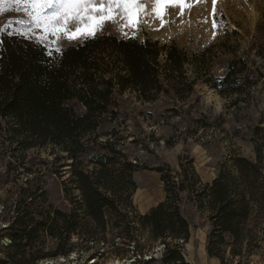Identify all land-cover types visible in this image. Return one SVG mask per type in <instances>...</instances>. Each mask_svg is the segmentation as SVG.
<instances>
[{
	"label": "trees",
	"instance_id": "trees-1",
	"mask_svg": "<svg viewBox=\"0 0 264 264\" xmlns=\"http://www.w3.org/2000/svg\"><path fill=\"white\" fill-rule=\"evenodd\" d=\"M210 57L215 58L212 47L194 57L190 78L187 54L174 42L102 34L50 60L27 40L0 35V191L8 197L0 201V243L7 241L0 246V264L68 257L77 247L102 257L100 245L112 250L104 254L132 258L130 264H155L143 257L156 243L163 249L159 264H189L182 252L190 237L183 193L207 218L209 258L249 264L264 251V161L256 143L264 132L262 119L248 128L255 160L233 156L230 167L221 166L204 185L191 159L180 162L176 174L157 167L164 200L145 214L132 206L133 175L146 169L128 157L121 130L127 121L143 119L134 101H184L195 84L204 83L229 99L228 109L248 110L250 91L264 84V26H257L255 43L241 55L232 53L221 74H211ZM64 161H70L69 178L62 182L67 211L50 203L43 184L46 175L63 177Z\"/></svg>",
	"mask_w": 264,
	"mask_h": 264
},
{
	"label": "rangeland",
	"instance_id": "rangeland-1",
	"mask_svg": "<svg viewBox=\"0 0 264 264\" xmlns=\"http://www.w3.org/2000/svg\"><path fill=\"white\" fill-rule=\"evenodd\" d=\"M188 3L191 7H185L183 14L179 7H166L163 26L160 19L152 14L149 3L147 14L142 17L138 30L124 29L127 35H122L119 24L110 22L96 36L112 34L118 39L134 37L141 41L149 38L161 44L174 42L187 54L189 65L186 71L187 76L191 78L194 57H198L205 49L213 48L215 58L210 57L207 64L211 74L219 75L222 72L221 67L232 53L241 55L255 43L257 26H264V0H216L215 5L212 0H188ZM24 18L23 13L6 12L0 15V27L10 20ZM213 20L217 24L216 29L212 27ZM17 27L15 24L11 26L14 34ZM83 40L70 42L63 39L60 47L64 49ZM256 49L258 48L253 47L252 53ZM250 97L252 100L248 110L228 109L229 99L219 96L206 84L197 83L193 93L184 101L162 98L151 105H140L132 99L138 111L145 114L143 119L127 121L121 130L130 160L146 167L133 175L136 191L131 201L138 214H145L165 198L160 174L154 171L157 167L168 166L172 173L176 174L179 172L180 162L186 165V161L191 159L195 173L204 185L212 182L221 166L228 169L230 158L233 156L255 160L256 154L248 128L256 125L261 119L264 121V84L250 91ZM172 108L177 114L168 111ZM146 113H150V116ZM260 127H264V123ZM235 132H238L237 136ZM261 135L262 137L256 139V143L262 146L264 161V132ZM105 139L101 137L100 141ZM134 140L137 141L136 145L128 146ZM69 169L70 161H64L61 179L52 175H46L43 179L50 203L63 211L70 208L64 200L62 186V182L69 178ZM0 173H5L3 167ZM181 197V212L190 228L189 240L182 245L185 261L189 264H219L206 253V237L209 230L206 216L186 201V193L181 194ZM7 198L0 191V201H6ZM73 242H76V238H73ZM4 244H7L6 240L0 243V246ZM51 247L48 242L45 243L46 250ZM110 250L108 245H100L98 256H103L93 258L90 255L95 249L85 253L77 247L68 257L45 259L36 264H130L133 261L129 257L121 259L110 253L104 254ZM162 250V246L156 243L143 259L153 257L157 260L155 264H159ZM1 253L0 248V257ZM249 264H264V251L254 254Z\"/></svg>",
	"mask_w": 264,
	"mask_h": 264
},
{
	"label": "snow or ice",
	"instance_id": "snow-or-ice-1",
	"mask_svg": "<svg viewBox=\"0 0 264 264\" xmlns=\"http://www.w3.org/2000/svg\"><path fill=\"white\" fill-rule=\"evenodd\" d=\"M149 3L161 26L165 23L166 7H179L181 14L185 7H191L188 0H0V15L16 12L25 17L8 21L0 27V34L16 35L36 48H43L51 60L62 55L63 39H94L110 22L119 24L122 35H127L124 29L138 30ZM212 3L215 5L216 0ZM13 24L18 26L15 34L11 31ZM212 27L217 28L215 20Z\"/></svg>",
	"mask_w": 264,
	"mask_h": 264
}]
</instances>
